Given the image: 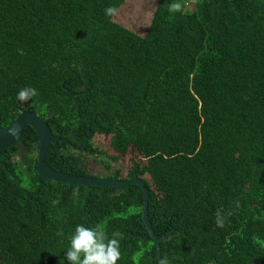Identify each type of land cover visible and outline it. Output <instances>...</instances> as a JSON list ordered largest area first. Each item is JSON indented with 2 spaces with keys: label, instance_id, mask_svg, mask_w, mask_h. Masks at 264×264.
<instances>
[{
  "label": "trees",
  "instance_id": "obj_1",
  "mask_svg": "<svg viewBox=\"0 0 264 264\" xmlns=\"http://www.w3.org/2000/svg\"><path fill=\"white\" fill-rule=\"evenodd\" d=\"M129 3L0 0V130L35 88L24 110L74 147L45 163L142 180L161 264H264V0H156L143 36L116 21ZM37 149L25 127L0 154V264H67L76 225L120 232L117 264H159L137 186L44 180Z\"/></svg>",
  "mask_w": 264,
  "mask_h": 264
},
{
  "label": "water",
  "instance_id": "obj_2",
  "mask_svg": "<svg viewBox=\"0 0 264 264\" xmlns=\"http://www.w3.org/2000/svg\"><path fill=\"white\" fill-rule=\"evenodd\" d=\"M25 127H30L38 140L37 149V164L36 172L44 180H49L61 184H69L73 186H89V187H109L118 188L123 186L135 185L141 190V201H142V211H141V222L142 225L153 241L155 248L157 260L160 263V242L162 238H157L151 227L149 217H148V202H149V189L144 185V182L140 179L134 178L131 180H109L104 178H99L98 175L95 177L87 176H77L66 174L61 171L62 159L59 156V164L56 169H53L45 163V159L49 151L53 148L58 154L59 145L62 142L74 148L73 145L67 141L54 136L51 133L50 128L46 122L38 117L35 113L30 111L20 112L15 119H13L8 126L0 130V154L9 147L16 144L22 137L23 130ZM87 139L84 141L83 146L80 151L87 146L88 141L91 139V133L89 129L87 130Z\"/></svg>",
  "mask_w": 264,
  "mask_h": 264
},
{
  "label": "clouds",
  "instance_id": "obj_3",
  "mask_svg": "<svg viewBox=\"0 0 264 264\" xmlns=\"http://www.w3.org/2000/svg\"><path fill=\"white\" fill-rule=\"evenodd\" d=\"M172 7L178 9L179 5H173ZM104 11L105 15L109 17L117 13L115 7H107ZM36 95L35 88L25 87L16 93V99L20 103H27ZM231 212L230 208L224 209L221 207L210 225L211 230L224 227L225 219L231 215ZM203 231L206 230L203 229ZM121 235L120 232H113L112 238H108L99 226L93 228L76 225L70 237V245L64 252V260L67 261V264H117L121 257L119 247Z\"/></svg>",
  "mask_w": 264,
  "mask_h": 264
},
{
  "label": "rangeland",
  "instance_id": "obj_4",
  "mask_svg": "<svg viewBox=\"0 0 264 264\" xmlns=\"http://www.w3.org/2000/svg\"><path fill=\"white\" fill-rule=\"evenodd\" d=\"M134 3V9L129 12V14H124L122 16L117 17L116 21L121 26L130 30L131 32L143 36L146 29L148 28L151 18L153 16V12L156 6V0H130V3ZM129 3V4H130ZM142 5L139 8L135 6ZM129 6V5H128ZM123 13V12H122ZM101 140H94V144H101L98 142ZM87 160H91L90 156H87ZM104 160H107L104 158ZM90 165V163H87ZM119 163L110 161V170H112L109 174L116 171L115 167ZM100 165L96 164L94 166V174H99Z\"/></svg>",
  "mask_w": 264,
  "mask_h": 264
},
{
  "label": "flooded vegetation",
  "instance_id": "obj_5",
  "mask_svg": "<svg viewBox=\"0 0 264 264\" xmlns=\"http://www.w3.org/2000/svg\"><path fill=\"white\" fill-rule=\"evenodd\" d=\"M19 109L21 110L20 112H23V111H26V110H24V108H27V106H28V103H20L19 102ZM87 163H90V165L89 164H87ZM86 164H87V167H88V172H89V174L92 176H95V175H99L100 174V172H99V174H94V172H95V170H94V166H95V164H92L91 162H87ZM57 168V167H56ZM98 171H100V169L98 170Z\"/></svg>",
  "mask_w": 264,
  "mask_h": 264
}]
</instances>
